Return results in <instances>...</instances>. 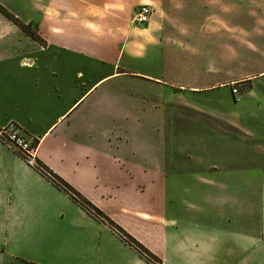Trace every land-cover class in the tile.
I'll list each match as a JSON object with an SVG mask.
<instances>
[{
	"label": "crops",
	"instance_id": "obj_1",
	"mask_svg": "<svg viewBox=\"0 0 264 264\" xmlns=\"http://www.w3.org/2000/svg\"><path fill=\"white\" fill-rule=\"evenodd\" d=\"M0 6L35 33L0 12V127L34 137L38 163L160 264H264V0ZM120 85L144 90L115 97ZM62 218L104 234L102 264H150L0 142V264L32 262V239L52 245Z\"/></svg>",
	"mask_w": 264,
	"mask_h": 264
},
{
	"label": "rangeland",
	"instance_id": "obj_2",
	"mask_svg": "<svg viewBox=\"0 0 264 264\" xmlns=\"http://www.w3.org/2000/svg\"><path fill=\"white\" fill-rule=\"evenodd\" d=\"M29 31L31 32V34L35 36V33L33 30L29 29ZM143 90H144L143 88L141 89L139 87H130V86L120 85L119 87L116 86V88H114L113 95L115 97H120V96H125V95L129 96L131 95V91H133V94H137V93H142ZM114 100L115 102L112 103L114 107L115 106L122 107L123 113L125 114L128 113V109L123 108L124 105L125 106L128 105L124 103L125 99L117 100L114 98ZM130 106L134 107L133 104H130ZM128 121H130V118L128 119ZM147 132L153 137V139L158 137V135L154 134L152 130H147ZM129 136L127 135L117 136L115 134V135H110L109 138L111 139L109 140L116 142V140L114 139L118 138L120 142H126V141L128 143L136 142V139H133L132 137H129ZM107 226L111 227V231L113 233L114 231L119 232L118 229H116L115 227L111 225H107ZM53 227L56 231L57 230L58 231L56 232L57 238L54 242H52V245L48 246V244L43 238H41V240L39 241H37L35 237H34L35 239H32L33 248L28 256V259H30V261L32 262L28 264H58V259L63 256H71V257H77V258L84 257V256H90L94 259L95 263H98V264H102L101 262H104L103 259L107 258L109 262V243L106 241V237L102 236L104 234L101 231H98L97 235L92 238H89V237L85 238L86 232H83V230L78 228L76 224L70 218H62L61 222H59V219H58ZM41 232L42 230H38L37 232L35 230V235L37 236L38 233L42 235ZM43 233L48 236L51 235L53 236V238H55L54 232L51 231V229H49L48 227L43 230ZM65 233L71 234V242L69 246H67L66 241L62 237ZM87 243L90 244L89 247H87ZM132 245H133L132 246L133 249L136 250L139 256L144 258L145 255L140 253V249L136 247L134 244ZM3 249H8V247L4 246ZM18 251H21V248H18ZM16 264H20V262Z\"/></svg>",
	"mask_w": 264,
	"mask_h": 264
},
{
	"label": "built area",
	"instance_id": "obj_3",
	"mask_svg": "<svg viewBox=\"0 0 264 264\" xmlns=\"http://www.w3.org/2000/svg\"><path fill=\"white\" fill-rule=\"evenodd\" d=\"M151 13L152 10L149 6H140L135 12V23L139 25L148 23ZM232 92L233 94H236L237 90L233 89ZM0 142L14 152L27 166L38 172H44L43 168L37 161L36 139L24 133L17 125L8 123L7 125L0 127ZM114 234L131 247L133 246L121 233L114 231Z\"/></svg>",
	"mask_w": 264,
	"mask_h": 264
},
{
	"label": "trees",
	"instance_id": "obj_4",
	"mask_svg": "<svg viewBox=\"0 0 264 264\" xmlns=\"http://www.w3.org/2000/svg\"><path fill=\"white\" fill-rule=\"evenodd\" d=\"M0 12L5 15L9 20L12 22L16 23L22 31H24L27 34H32L30 33L29 29L19 23L15 17L9 13L7 10H5L3 7L0 6ZM40 165V164H39ZM43 167V166H42ZM44 172L40 171L43 176H45L49 181L54 183L57 187L61 188L63 191H65L73 200H75L89 215H91L93 218L105 222L108 225H111L114 227L113 223L108 220L103 214L95 209L89 202L81 198L71 187H69L66 183H64L62 180L57 178L54 174H52L47 168L43 167ZM47 172V173H46ZM126 237V236H125ZM127 238V237H126ZM127 240L131 243L134 244L136 247L140 249V253L145 255L144 259L151 263H157L160 264L154 256H152L149 252H147L143 247L139 246L136 242H134L132 239L127 238ZM151 263V264H153Z\"/></svg>",
	"mask_w": 264,
	"mask_h": 264
}]
</instances>
